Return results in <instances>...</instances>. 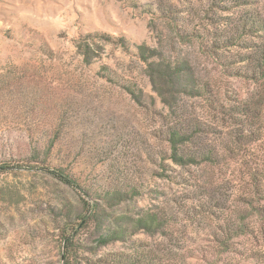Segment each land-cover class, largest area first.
Segmentation results:
<instances>
[{
    "label": "rangeland",
    "instance_id": "obj_1",
    "mask_svg": "<svg viewBox=\"0 0 264 264\" xmlns=\"http://www.w3.org/2000/svg\"><path fill=\"white\" fill-rule=\"evenodd\" d=\"M231 1L0 0V264H264V93L223 74ZM239 1L251 4L234 13L264 18V0ZM88 35L90 63L76 48ZM137 45L208 82L219 110L158 96ZM233 99L251 108L250 132L225 110ZM170 128L218 163L174 164ZM150 216V230L137 225Z\"/></svg>",
    "mask_w": 264,
    "mask_h": 264
},
{
    "label": "trees",
    "instance_id": "obj_2",
    "mask_svg": "<svg viewBox=\"0 0 264 264\" xmlns=\"http://www.w3.org/2000/svg\"><path fill=\"white\" fill-rule=\"evenodd\" d=\"M250 4L251 3L246 1L234 0L231 1L232 6L227 8V10L233 11L232 14L238 16L236 17L237 20L235 23L231 22V19H228L230 22L225 24L223 34H221L223 35L222 42L228 49L227 54L229 53L228 56L231 58V62L223 68V74L227 78H235L255 83L264 93V18L259 12H257V9L253 7L248 11H243L239 14L234 13L236 9H245V7ZM157 13L162 19H170L171 21H174L173 18L167 17L168 14H171L169 10L165 11L163 8H158ZM94 37H98V35L96 34ZM92 38L93 36L88 35L83 37V39H79L76 43V48L83 56L86 63H90V59L92 58L91 46H97ZM100 38L108 44L117 41L122 48H128V45H126L123 38L114 41L111 37L104 35H101ZM219 44H221V39H214L212 42L214 54H216L220 48ZM134 49L138 59L146 66V73L153 84L154 90L157 91L158 96L162 99L166 94L171 99L178 94H186L191 97L204 98L206 102L211 104L210 106L213 107L214 110H219L215 105L216 102L214 100L213 89L208 82H204L203 84L195 83L190 77L191 74L188 73L190 76L187 75L182 64H179L177 61L171 63L169 60H166L163 53L156 48L137 45L134 46ZM230 49H238V51H236V53H230ZM228 56H226V58H228ZM215 60L219 64V58H215ZM124 90L135 99L138 98L131 87L124 86ZM233 100L235 104L229 106L228 109L225 110L229 111L228 115L232 118L240 116L241 119H234L235 124L240 126L239 130L250 132L252 125L242 122H247V119L249 121V118H251V108L246 103H238L235 99ZM219 106L224 110L223 105ZM196 129L199 132L201 131L198 127H196ZM240 139H242L241 135L237 137L238 141H240ZM167 142L170 150L169 159L176 165H215L218 163V156L213 154L212 149L202 145L200 139L192 140L187 136V133L182 132L181 130L170 128ZM187 142L191 143L195 149L188 150L183 148ZM46 171L64 185L76 188L79 187L77 181L69 174H66L63 169H46ZM206 194V192H202V197L205 198ZM261 197L263 198L262 200H264V195H261ZM96 206L97 205H95L94 209H97ZM255 210L258 212L262 211L257 208H255ZM93 214L95 213L93 212ZM85 220L87 221V218H84L82 221L85 222ZM136 223L137 225H142L147 230H150L151 226L155 223V219L150 216L146 220L139 219ZM107 238H109V235ZM63 242V246L67 248L68 244L71 243V237L63 238Z\"/></svg>",
    "mask_w": 264,
    "mask_h": 264
}]
</instances>
